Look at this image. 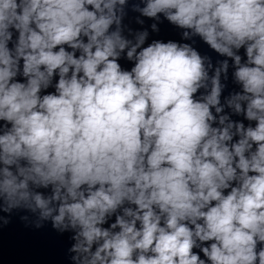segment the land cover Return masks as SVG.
I'll return each instance as SVG.
<instances>
[{
	"label": "clouds",
	"instance_id": "1",
	"mask_svg": "<svg viewBox=\"0 0 264 264\" xmlns=\"http://www.w3.org/2000/svg\"><path fill=\"white\" fill-rule=\"evenodd\" d=\"M63 264H264V0H0V233Z\"/></svg>",
	"mask_w": 264,
	"mask_h": 264
}]
</instances>
